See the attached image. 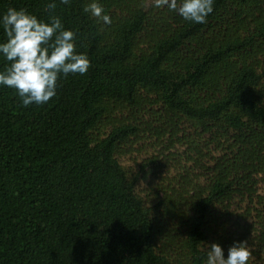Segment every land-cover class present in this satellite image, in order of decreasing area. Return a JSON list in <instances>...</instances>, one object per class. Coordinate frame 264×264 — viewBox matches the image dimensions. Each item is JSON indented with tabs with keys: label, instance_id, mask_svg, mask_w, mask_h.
<instances>
[{
	"label": "trees",
	"instance_id": "1",
	"mask_svg": "<svg viewBox=\"0 0 264 264\" xmlns=\"http://www.w3.org/2000/svg\"><path fill=\"white\" fill-rule=\"evenodd\" d=\"M49 2L91 66L43 105L0 85V264H204L212 243L227 258L245 240L264 253V0H214L206 23L148 0H97L110 25L91 0H0V18L47 22ZM144 145L132 174L123 148Z\"/></svg>",
	"mask_w": 264,
	"mask_h": 264
},
{
	"label": "clouds",
	"instance_id": "2",
	"mask_svg": "<svg viewBox=\"0 0 264 264\" xmlns=\"http://www.w3.org/2000/svg\"><path fill=\"white\" fill-rule=\"evenodd\" d=\"M67 5L69 0H60ZM214 0H153L155 7L167 6L183 19L206 23L213 12ZM48 21L39 19L24 8L9 7L0 18L6 37L0 42V54L8 62L0 69V85L14 89L24 106L43 105L56 96L57 81L61 75H84L90 61L83 53H77L75 33L65 29L59 16L54 14L55 2L45 5ZM84 12L111 24L109 15L97 0L85 4ZM252 252L247 241L234 242L227 250V258L221 246H208L204 264H248Z\"/></svg>",
	"mask_w": 264,
	"mask_h": 264
},
{
	"label": "rangeland",
	"instance_id": "3",
	"mask_svg": "<svg viewBox=\"0 0 264 264\" xmlns=\"http://www.w3.org/2000/svg\"><path fill=\"white\" fill-rule=\"evenodd\" d=\"M149 3H152L153 0H148ZM146 148L136 147L135 149H131L130 147L123 148V151L126 153L120 157L121 163L129 169L132 174H136L139 172L141 168V164L146 161L147 158L154 154V151L149 149L146 145ZM142 194L148 195L150 194L149 188L144 184L141 187ZM259 193L264 194V181L259 184ZM152 197V196H150ZM250 250H254L255 248H249ZM256 250V249H255ZM248 263L250 264H264V253H260L259 255L252 254Z\"/></svg>",
	"mask_w": 264,
	"mask_h": 264
}]
</instances>
